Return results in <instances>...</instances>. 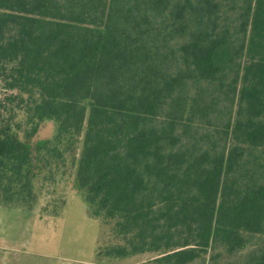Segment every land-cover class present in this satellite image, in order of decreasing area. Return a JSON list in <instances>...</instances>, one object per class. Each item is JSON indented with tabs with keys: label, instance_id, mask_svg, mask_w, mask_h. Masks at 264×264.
I'll return each instance as SVG.
<instances>
[{
	"label": "trees",
	"instance_id": "16d2710c",
	"mask_svg": "<svg viewBox=\"0 0 264 264\" xmlns=\"http://www.w3.org/2000/svg\"><path fill=\"white\" fill-rule=\"evenodd\" d=\"M241 1L229 25L220 0H0V205L34 202L49 148L25 138L53 119L55 142L83 132L77 184L89 216L127 237L114 256L187 264L264 235V0ZM201 82L236 99L227 150L178 146V125L213 112L191 94ZM243 264H264V245Z\"/></svg>",
	"mask_w": 264,
	"mask_h": 264
},
{
	"label": "rangeland",
	"instance_id": "374dc122",
	"mask_svg": "<svg viewBox=\"0 0 264 264\" xmlns=\"http://www.w3.org/2000/svg\"><path fill=\"white\" fill-rule=\"evenodd\" d=\"M220 1L222 23H236L242 1ZM228 56L230 47L226 46L215 53L214 59L222 62ZM238 61L243 64L246 59L241 57ZM189 86L191 94L214 102L213 112L203 122L194 120L186 126L178 125V146L189 148L193 143L200 147L214 141L227 150L233 144L232 134L223 130L227 118L231 115L233 121L235 117L236 99L232 106L223 104L216 84L201 82ZM29 127L25 122L24 128ZM56 133L57 123L45 119L33 136L25 138L32 151L38 143H46L49 149L40 151L35 158V200L31 206L0 205V264H155L153 258L158 252L153 251L114 256L112 249L125 245L127 237L114 233L113 219L89 216L84 194L77 184L83 132L60 142L54 141ZM262 245L264 235L245 234L243 247L227 252L215 244L187 264H243L247 255Z\"/></svg>",
	"mask_w": 264,
	"mask_h": 264
}]
</instances>
